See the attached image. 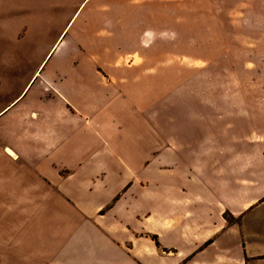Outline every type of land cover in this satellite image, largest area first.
Returning <instances> with one entry per match:
<instances>
[{
	"label": "crops",
	"instance_id": "0c3cea01",
	"mask_svg": "<svg viewBox=\"0 0 264 264\" xmlns=\"http://www.w3.org/2000/svg\"><path fill=\"white\" fill-rule=\"evenodd\" d=\"M248 24L263 44L264 0H82L1 69L0 264H264V82L166 89L196 55L168 26Z\"/></svg>",
	"mask_w": 264,
	"mask_h": 264
},
{
	"label": "rangeland",
	"instance_id": "374dc122",
	"mask_svg": "<svg viewBox=\"0 0 264 264\" xmlns=\"http://www.w3.org/2000/svg\"><path fill=\"white\" fill-rule=\"evenodd\" d=\"M140 1L142 0H136ZM146 1L170 3L179 0ZM81 2L82 0H0V71L4 68L30 71L37 67L55 44L54 39L62 30L61 24ZM39 16L40 21L45 19L51 26L31 25L39 21ZM53 23L55 26H52ZM196 28L167 27L168 50L196 52L194 56H183L181 59L167 58V98L174 94L175 77L181 78L177 87L181 82L184 87L192 84L200 91L206 82L214 83L216 99L228 96L223 87L241 83L249 88V83L264 82V43H261L260 35L262 27L252 24L234 25L224 29L216 27L214 32L210 30L211 27H199V30ZM175 29L182 35L179 43L174 42ZM192 33L195 37H200L198 43L195 41V47L186 40ZM210 34L220 39L208 41ZM258 50L263 51L262 57L258 56ZM3 76L5 75L2 74L1 77ZM1 77L0 84H3ZM246 95L254 96V90H247Z\"/></svg>",
	"mask_w": 264,
	"mask_h": 264
}]
</instances>
